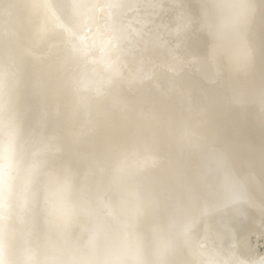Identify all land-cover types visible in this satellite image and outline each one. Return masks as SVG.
<instances>
[{"label":"bare ground","instance_id":"bare-ground-1","mask_svg":"<svg viewBox=\"0 0 264 264\" xmlns=\"http://www.w3.org/2000/svg\"><path fill=\"white\" fill-rule=\"evenodd\" d=\"M0 264H264V0H0Z\"/></svg>","mask_w":264,"mask_h":264}]
</instances>
